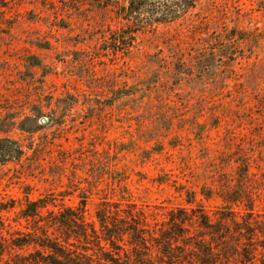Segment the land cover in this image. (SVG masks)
Here are the masks:
<instances>
[{"label": "rangeland", "instance_id": "1", "mask_svg": "<svg viewBox=\"0 0 264 264\" xmlns=\"http://www.w3.org/2000/svg\"><path fill=\"white\" fill-rule=\"evenodd\" d=\"M127 6L0 0V145L15 146L0 152L1 234L59 237L45 224L67 208L98 229V211L110 219L135 204L151 227L181 209L205 215L216 234L220 224L232 232L225 216L262 237L264 0H198L178 20L136 33ZM30 203L44 206L40 217H23ZM186 226L178 260L156 244L141 255L153 264H264L260 248ZM128 240L116 244L134 263Z\"/></svg>", "mask_w": 264, "mask_h": 264}, {"label": "trees", "instance_id": "2", "mask_svg": "<svg viewBox=\"0 0 264 264\" xmlns=\"http://www.w3.org/2000/svg\"><path fill=\"white\" fill-rule=\"evenodd\" d=\"M197 2L198 0H128L124 16H126L125 19L128 22L132 21L138 27L133 29L132 33L142 29L155 31L157 28L155 25L178 20L189 9L194 8ZM13 147H15L14 144L7 140L0 145V152L4 157L10 156V152L14 151ZM39 207L44 206L30 203L23 210V217L26 219L40 217L37 211ZM128 208V210H124L117 207L116 215L114 214L110 219L106 215L107 210L98 211L96 213L99 222L98 229L94 223H85L83 210L80 211V214H74L71 208H67L59 215L54 211H50V213L55 214L49 224L45 225L56 232L59 231L57 232L61 235L59 237L54 235L53 232L49 233L47 229L41 230L42 234L35 235V238H28V234L19 231L8 232L9 238H6L0 232V264H153L149 260H145L141 255V251L155 244L164 255L166 254L169 259L171 258L170 260H178L172 253L174 249H181L177 246L179 240L189 239L185 238L183 234L188 230L186 225L191 226L192 223L203 230L209 231L210 237H217L220 234V241H222L224 235H228L234 238L236 247L244 244L246 249L252 248L257 251L260 248L264 253V226L260 228L263 229V232H260L262 238L257 234L261 230L255 231L248 222L243 224L233 218L223 216L224 221L230 220L232 222L233 233L230 232V227L220 224V229L218 227L219 230L216 234L212 231H215L217 226L210 224L205 215L201 219L198 217L193 219L188 217L185 210L179 209L175 212H168L166 220L164 218L160 223L155 221L154 226L151 227L148 222L149 215L142 207L129 204ZM120 212L123 214L120 215ZM1 220L0 216V222ZM2 225L0 223V229H4ZM165 225L168 228H164ZM35 231H38V229ZM124 236H128V241L134 249L132 251H135L133 253L138 255L134 263L130 261L129 250H125L122 246L116 244L117 241H122ZM70 237H73L75 242H71ZM200 238L204 239V236H200ZM194 241L196 243V239ZM242 241H245V243H242ZM76 242L80 245H76ZM89 243L94 244L90 246ZM30 245H35L39 249L34 253H19V250ZM73 246L74 248H72ZM93 246L100 251V255L95 252ZM203 247L206 248L207 255L211 257L214 255L212 247L205 245ZM248 252L247 250L245 254L249 255ZM5 254L9 255V259L5 260ZM250 260L251 263L254 262L253 258Z\"/></svg>", "mask_w": 264, "mask_h": 264}, {"label": "water", "instance_id": "3", "mask_svg": "<svg viewBox=\"0 0 264 264\" xmlns=\"http://www.w3.org/2000/svg\"><path fill=\"white\" fill-rule=\"evenodd\" d=\"M45 120L44 119H42V122H44Z\"/></svg>", "mask_w": 264, "mask_h": 264}]
</instances>
